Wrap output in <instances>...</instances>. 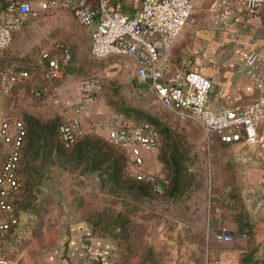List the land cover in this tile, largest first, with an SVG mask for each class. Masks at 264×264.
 <instances>
[{"label": "rangeland", "instance_id": "374dc122", "mask_svg": "<svg viewBox=\"0 0 264 264\" xmlns=\"http://www.w3.org/2000/svg\"><path fill=\"white\" fill-rule=\"evenodd\" d=\"M29 1L32 11L14 32L10 46L0 52V68L30 67L38 63L41 52L49 51L63 72L58 95L73 103L79 100L81 80L98 78L102 94L89 102L88 113L81 116L83 133L105 138L107 121L117 113L132 122L146 121L142 113L158 118L180 149L187 189L174 198L110 193L102 188L97 172L81 173L41 140L31 147L30 157L22 159L21 189L15 201L19 221L0 239V257L22 260L29 255L36 261L57 244L69 220H81L94 234L111 241L124 264H264V239H259L263 228L253 230L242 201H220L229 188L234 189V179L211 158L213 149L206 151L198 123L166 110L128 57L92 58V27L79 25L70 10ZM61 44L71 53L68 61L56 46ZM25 114L58 123L73 112L54 103L51 96H32L26 82L8 93L0 86V117L23 119ZM162 146L163 141L157 151L146 154L142 166L159 178L165 176ZM3 160L0 145V168ZM243 222L250 224L242 227L247 238L237 236ZM219 224L234 235L232 242L216 240Z\"/></svg>", "mask_w": 264, "mask_h": 264}, {"label": "built area", "instance_id": "2783aa9c", "mask_svg": "<svg viewBox=\"0 0 264 264\" xmlns=\"http://www.w3.org/2000/svg\"><path fill=\"white\" fill-rule=\"evenodd\" d=\"M42 6L53 4L70 10L79 25L92 27L89 38V53L94 59L108 56H125L134 63L136 74L147 82L160 104L181 118H190L198 123L205 136V149L209 151L211 138L217 136L228 144L244 140L247 144L260 142L258 127L264 122V89L253 101L237 106H211L209 78L196 71L182 68L172 69L169 53L183 28L194 21L196 0H140V7L133 13L123 12L113 6L112 0H41ZM264 0H212L211 23L227 25L236 9L246 13L257 10ZM29 0H0V52L8 48L13 34L21 28L31 13ZM60 48L64 61L71 53L64 44ZM46 62L44 84L36 86V95L48 94L54 103L70 108L71 117L58 125V135L65 148L71 147L83 133L81 116L88 113V104L102 94L98 78H87L80 82L79 100L75 103L58 95L55 80L61 77L58 61L50 57L49 51L40 53L38 63ZM247 73L256 77L255 56L245 61ZM29 78L26 71L4 69L0 71L1 88L5 93L14 84ZM105 139L122 150L129 162L132 175L140 181L150 183L160 193L166 179L142 168L144 156L157 151L160 144L155 127L146 121L132 122L121 113L111 116L106 124ZM0 134L9 146V154L0 170V237L16 224L13 200L20 193V150L25 135L24 123L17 118L2 116ZM241 237L245 238L243 234ZM217 241L230 243L234 235L221 224L215 235ZM0 264H9L0 257Z\"/></svg>", "mask_w": 264, "mask_h": 264}, {"label": "crops", "instance_id": "0c3cea01", "mask_svg": "<svg viewBox=\"0 0 264 264\" xmlns=\"http://www.w3.org/2000/svg\"><path fill=\"white\" fill-rule=\"evenodd\" d=\"M211 1H195L194 21L183 28L169 53L171 68L196 71L209 78L211 106L243 105L264 89V3L252 13L236 9L231 21L222 26L211 23ZM112 2L127 13L140 7V0ZM249 55L255 56L256 77L247 73ZM258 134L257 144L244 140L225 144L213 135L210 156L233 177L234 189L226 193L232 192L243 202L253 230L263 228L259 239H264V122ZM59 237L57 244L49 246L36 261L29 255L21 256L22 260L6 259L9 264H124L111 241L94 234L84 221L69 220Z\"/></svg>", "mask_w": 264, "mask_h": 264}, {"label": "trees", "instance_id": "16d2710c", "mask_svg": "<svg viewBox=\"0 0 264 264\" xmlns=\"http://www.w3.org/2000/svg\"><path fill=\"white\" fill-rule=\"evenodd\" d=\"M93 4L96 0H88ZM50 57L52 55L50 54ZM6 63H3L5 65ZM60 65V64H59ZM11 69L13 71H26L29 74V78L22 79L16 82L12 88H15L17 84L27 83L29 86V91L32 96L36 98H42L49 96L48 94L36 95L33 89L36 86L44 84L43 79L44 74L47 72L48 67L46 62L31 64L30 67H11L4 66L0 68L1 70ZM61 69V77L55 80V83H61L63 79V72ZM1 86V80H0ZM141 117L146 119V122L152 124L158 131L160 144L163 141V146L161 147L162 161L165 164L164 178L166 183L162 186V192L158 193L153 189L150 183L140 181L132 175V170L130 169L128 158L126 154L119 148L113 146L105 138L94 135V134H84L77 139V141L69 148H65L58 135V125L62 121L57 123V119L42 120L34 115L25 114L23 119H20L25 126V135L23 138L21 150H20V160H19V175L21 182V171H22V159L30 157L31 147L36 145L37 142L43 140L48 144L49 150L54 151L55 154L64 159L67 164H72L76 168H81V173L86 172H97L100 179L102 188H106L110 193L118 192H128L133 194L137 198L151 197L154 195H162L167 198L178 197L183 194L187 187L185 186V166L183 165V159L180 154V149L175 145L172 136L170 135V130L164 123H162L158 118L151 116L147 113H142ZM1 120V117H0ZM145 121V120H141ZM136 122V121H134ZM0 145L2 153L4 155V160L1 168L9 154V146L4 142L0 134ZM157 149V150H158ZM0 168V170H1ZM229 197V199H228ZM19 198V194L13 200L14 211L17 217V222L11 226L7 232L0 237L8 235L12 229L18 225V215L15 209V201ZM238 201L236 195L232 192L228 193L226 196H222L220 201ZM250 227L248 222H243L241 226H238L237 236H242L243 234L248 237L247 232L242 230V227Z\"/></svg>", "mask_w": 264, "mask_h": 264}]
</instances>
